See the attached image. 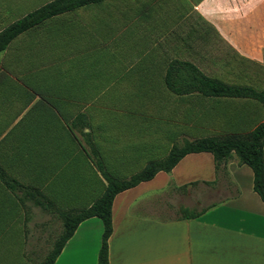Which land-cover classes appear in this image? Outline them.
I'll use <instances>...</instances> for the list:
<instances>
[{
    "label": "crops",
    "instance_id": "obj_1",
    "mask_svg": "<svg viewBox=\"0 0 264 264\" xmlns=\"http://www.w3.org/2000/svg\"><path fill=\"white\" fill-rule=\"evenodd\" d=\"M105 1L51 17L19 34L0 52V166L23 184L37 187L60 210L88 206L105 187L68 127L78 113L87 116L89 127L85 131L90 132L105 169L118 178H126L148 161L165 156L174 143L245 133L264 119V107L252 98L170 92L163 83L166 65L172 58L184 59L174 56L164 63L161 80L177 101L180 125L151 132L138 144L118 146L115 140L107 144L97 141L85 110L96 87H74L73 69L65 73L53 63L52 56L40 57L36 47L14 54L9 47L59 16ZM187 2V7L191 6L199 20L216 31L237 57L264 69V0ZM29 11L11 18L0 30ZM74 25L81 24L71 27ZM49 73L51 80L47 79ZM29 125L37 132L34 143L39 154H48L52 166L61 169L62 176L52 180L59 190L39 181L24 182L11 171L14 168L18 173V166L26 162L21 138ZM44 168L47 175L48 166ZM252 178L251 169L239 164L235 154L223 169L215 171L209 152H193L184 155L169 172L158 171L151 179L117 193L111 204L108 264H264V203L252 188ZM206 187L208 190H203ZM189 194L195 196V210H202L198 216L180 218V213L168 212ZM177 207L193 209L186 204ZM16 221L25 227L23 208L0 182V235ZM101 233L98 217L81 221L53 264H96Z\"/></svg>",
    "mask_w": 264,
    "mask_h": 264
},
{
    "label": "rangeland",
    "instance_id": "obj_2",
    "mask_svg": "<svg viewBox=\"0 0 264 264\" xmlns=\"http://www.w3.org/2000/svg\"><path fill=\"white\" fill-rule=\"evenodd\" d=\"M46 1L0 0V27ZM187 1L106 0L59 16L19 37L9 52L36 47L40 57L52 56L53 63L65 73L73 69L74 87H96L85 104L96 140L103 144L115 140L118 146L138 144L151 132L181 123L177 101L161 80L164 63L171 57L191 60L206 74L227 82L264 86V69L237 57L217 32L187 7ZM77 23L81 25L73 26L75 33L71 26ZM47 79H52L51 73ZM37 136L29 125L21 138L26 162L18 166V173L14 168L11 171L24 182L39 181L59 190L52 180L62 176L61 169L52 166L48 154H39L34 143ZM194 202V194H189L168 212L180 213L178 204L197 209ZM28 212L24 228L16 221L0 235V264H31L49 252L60 230V219L32 204Z\"/></svg>",
    "mask_w": 264,
    "mask_h": 264
},
{
    "label": "trees",
    "instance_id": "obj_3",
    "mask_svg": "<svg viewBox=\"0 0 264 264\" xmlns=\"http://www.w3.org/2000/svg\"><path fill=\"white\" fill-rule=\"evenodd\" d=\"M101 1L103 0H49L43 3L0 30V52L19 34L43 21ZM163 83L170 92L176 95L196 92L203 96L245 97L255 99L264 107V87L227 83L207 75L189 60L170 59L163 74ZM68 127L94 168L105 181V187L100 196L88 206L60 210L37 187L23 184L10 176L0 166V182L23 208L24 222L29 218L28 208L30 204L54 213L61 221V228L54 237L48 249L49 252H46L41 259L32 264H53L78 224L94 216L98 217L102 223L101 244L97 253L96 264H108V238L112 231L111 204L115 195L141 181L151 179L158 171L169 172L187 153L209 152L213 157L215 171L223 169L228 159L235 154L239 164H246L251 169L252 188L264 203V119L245 133L211 135L192 140L184 139L179 144L174 143L165 156L148 161L140 170L126 178H118L105 169L90 132L85 131V128L89 127V121L84 113H78L68 123ZM76 132H79L80 136ZM179 212L180 218H193L198 216L202 210L181 207Z\"/></svg>",
    "mask_w": 264,
    "mask_h": 264
}]
</instances>
